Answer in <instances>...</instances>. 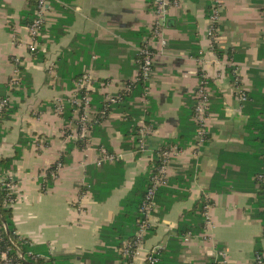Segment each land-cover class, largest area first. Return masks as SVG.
<instances>
[{
	"label": "crops",
	"instance_id": "1",
	"mask_svg": "<svg viewBox=\"0 0 264 264\" xmlns=\"http://www.w3.org/2000/svg\"><path fill=\"white\" fill-rule=\"evenodd\" d=\"M211 2L170 0L166 42L153 43L155 68L147 103L143 84L127 106L113 105L88 146L75 147L71 160L46 188V170L75 141L53 107L72 92L59 71L65 67L90 72L92 110L100 107L136 78L139 48L156 19L154 7L151 0H52L46 51L40 59L29 50L28 22L35 14V0H0V97L7 92L15 58L22 60L33 86L19 110L3 122L0 157L14 156L20 138L27 139L11 172L18 194L13 219L17 234L27 238L37 254H70L71 264H124L120 249L102 241V228L114 222L138 178L151 175L162 148L176 142L182 145H172L179 152L158 196L152 229L131 264H147L150 252L159 249L171 252L163 264H213L222 249L228 250L230 264L256 262L258 246L264 250L263 221L257 215L263 209L257 179L264 171V143L247 125L251 116L263 119L264 112L263 0L222 1L219 53L209 32ZM202 75L210 82L211 106L209 137L198 151L194 107ZM242 91L249 100H241ZM129 121L139 130L126 136ZM141 128L146 129L144 136ZM106 145L117 159L97 165L99 148ZM89 166L95 186L120 185L82 192ZM94 169L102 174L94 175ZM202 202L203 226L194 214L188 218L190 229L179 234L184 213Z\"/></svg>",
	"mask_w": 264,
	"mask_h": 264
},
{
	"label": "built area",
	"instance_id": "2",
	"mask_svg": "<svg viewBox=\"0 0 264 264\" xmlns=\"http://www.w3.org/2000/svg\"><path fill=\"white\" fill-rule=\"evenodd\" d=\"M154 7V12L156 19L151 26L150 35L146 37L139 50H140V59H139V71L134 80L128 82L123 91L125 93H130L134 83L142 82L145 85V94L143 96L144 103H147L146 94L148 92V82L151 79V76L154 73L155 68V57L156 53L154 51L153 43L157 39H161V42L165 43L166 40L163 38V33L166 27V17L168 14V6L170 0H151ZM222 1L223 0H212V12L210 15V36L212 38L213 45L217 44L219 38V20L222 11ZM52 11V0H36V9L34 18L31 23L28 25L30 42L29 50L34 53L35 51H46V44L44 43L45 34L43 33V27L47 22L50 12ZM262 17L264 20V0H263V10ZM15 67L12 73L9 76L7 85L9 90L19 89L21 87V74L19 65H22V60L20 58H15ZM91 81L90 72H84L81 77L75 81V88L72 90L71 94L68 96L67 100L58 99L56 101V111L59 115L63 117L66 108V102L74 106V114L77 118V123L74 124L70 122L66 125L65 131H70L68 137L74 138L75 140H84L85 147L88 146L91 133H92V102L93 98L91 95ZM241 100L245 101L247 99V93L242 91L240 93ZM107 104L104 107L102 113L106 114L110 107L114 104L121 102L122 96L121 93L115 95H109L106 98ZM195 114L194 118L197 124V141L195 143L198 151L204 145L207 136V119L210 112L211 106V91H210V82L208 78L204 75L201 76L200 82L195 90ZM11 101L10 96H6L0 99V116L1 112L9 106ZM142 136L146 133L145 128L140 129ZM141 146L144 145V139H140ZM40 146H43V142H40ZM100 155L96 161L97 165H102L106 162H113L116 160L117 156L107 150L105 147H100ZM179 152L177 146H170L163 151L161 154L162 163L158 168V172L151 177L150 185L146 191L145 197L140 206V211L142 212V219L139 222V227L136 233V237L133 242L126 243L121 249V252L124 257L130 256L131 260L124 262V264H131L133 258L140 253V249L143 247V244L146 240V237L149 234V231L153 225L154 221V212L157 209L156 194L159 188L168 183V168L172 161V157ZM62 168L61 164H58L56 171L54 172L55 176H58L60 169ZM261 180L264 179V172L258 176ZM8 179L9 181L6 185L9 187L11 192L17 193V184L14 183V178L11 172L4 174L1 177V181ZM18 196V194H17ZM18 198H10L8 205L14 206ZM208 207V206H206ZM206 223L207 225L211 224V217L208 214V209L205 212ZM32 245V243L30 242ZM28 255L33 258L39 256L33 251H29ZM18 258L24 259L25 254L22 253L18 248L17 253ZM147 260L150 264H157L159 258L157 256V250H153L147 256ZM1 261L2 264H21L16 263L12 257L9 256V250L1 252ZM256 261L259 264H264V254H257ZM213 264H230L229 263V252L227 249H222L218 251L217 258Z\"/></svg>",
	"mask_w": 264,
	"mask_h": 264
},
{
	"label": "trees",
	"instance_id": "3",
	"mask_svg": "<svg viewBox=\"0 0 264 264\" xmlns=\"http://www.w3.org/2000/svg\"><path fill=\"white\" fill-rule=\"evenodd\" d=\"M35 6H36V0H35ZM211 12H212V2L210 3L209 17L211 15ZM31 14L32 15H31V18H29L28 25L31 23V21L34 18V12ZM47 27H48V20L43 27L44 34H46L48 30ZM217 45L218 44H214L213 47L219 53L220 51ZM34 55H36L40 59H43V56H42L43 54L41 53V51H38V52L35 51ZM19 69H20V74H21V87L19 89L9 90V87L6 84L7 92L3 94L2 97H0V99L6 96L11 97V101L7 109L1 112L0 136H2L4 133L3 122L6 119H9L14 113H16L19 110L20 104L26 101V99L31 95L33 91L32 78L30 74L26 72L23 65H19ZM59 72L62 75V77L65 78L66 81L70 84L69 87L71 90L75 88V83L74 85H72V81L74 80L76 81L84 73L83 71L78 70V69H69L65 67H63ZM142 87H143L142 82L139 81L137 83H134L133 88L130 93H125V91L120 92L122 96V100L121 102L114 104V105L127 106L130 97L133 95L132 94L133 91L136 90L135 88L142 90ZM247 99L249 100V98ZM65 100H67V98H65ZM106 104H107V100H104L102 104L100 105V107L92 110V125H93L92 132L94 129L99 127V124L103 122L106 115L108 114L109 111L106 114L102 113ZM92 105H93V102H92ZM53 107L55 108L56 105ZM112 107L113 106H111L109 110H111ZM130 112L131 110L129 108L128 110H125L124 113L127 114V117H129L131 115ZM260 112H261L260 114H263V119L259 120L257 116H251L249 119L248 125H247V129L248 131L249 130L257 131L258 133L257 137L261 138V140L264 143V112L263 111H260ZM63 117L65 119V124H68L70 122H73L74 124H76L78 122L74 114V106H72L70 103H67V102H66V108H65V113ZM125 124H127L126 126H128L126 130L127 132L125 134L126 136L130 135V132L132 134H136V132H138L139 126L136 124V122L133 123L129 121ZM69 132L70 131H67L66 133L68 134ZM91 136H92V133H91ZM208 137L209 136H207V138ZM26 142H27V139L23 138L22 136L20 138L18 146L16 147L14 156L0 157V179L4 174L8 172H13L16 169V161L22 157L23 146L25 145ZM44 142L47 143V141H44ZM174 144H179V146L182 145L180 143L172 142V143L166 144L162 148L161 152H159L160 155L156 158V168L154 169V171L151 173L150 176L143 175L138 178L132 191L121 201V211L116 216L114 222L102 228L100 237L102 241L105 242V245L117 246L118 249H120L121 251V249L124 247L126 243H130L134 241L138 227H139V222L142 219V212L140 211V206L145 197L146 191L150 185L151 177L155 173L158 172V168L160 167L162 163L161 154L163 153V151ZM75 147L78 149L84 148L85 141L79 139V140L70 142L67 145L66 149L62 152L58 160H56L53 164L49 166V168L46 170V177L43 182L44 186L46 185V188L49 186L51 187L54 184L55 180L57 179V176L54 175L57 165L61 164L62 166H64L68 161H70L72 151ZM107 148L109 149V147ZM110 151L112 152V150ZM120 167H121V162H118L116 168L118 169ZM93 172H94V175L96 176H100L102 174V170H99V169H94ZM257 180L260 185L259 197L263 201V209L260 212H258L257 215L263 221V236H264V179L261 180L258 177ZM8 181H9L8 179L4 181L0 180V264H2L1 252L5 250H9V256L12 257L16 263H21V264H71L72 260L74 259V256L70 254L42 253V254H38L39 256H36L34 258L28 255V252L30 250L33 251L35 254H37V252L35 251V249H33V247L30 246V242L28 241L27 238H22L21 236L17 234L16 225L13 219V206L8 205L10 198H17V193L11 192L9 187L6 185ZM15 182L16 180H14V183ZM118 185H120V182L116 181V182H110L108 185V188L107 186L101 187L99 184H96L97 186L96 187L95 183L90 181V166H89L86 170V178H85L84 184L82 185V192L88 191L90 190V188L95 190L94 189L95 187L98 188V190L100 191H109L110 189ZM163 187L164 186H161L156 194V202L158 206H159L158 196L160 194V191L163 189ZM97 198L98 200L103 199L101 197H97ZM205 204L206 202H202L198 208H195L194 210L187 211L184 213L182 219L179 222V230H178L179 234H183V233L185 234L190 229V223H189L188 218L191 215L194 216L195 214L196 217H198L197 221L199 222H200L199 217H201L202 222L200 223L199 226L200 227L203 226V215L202 214H203ZM18 248L22 253L25 254L24 259L18 258L17 256ZM256 251H257V254H264L263 253L264 250L260 246H258V249ZM95 254H96L95 252H93L92 254L88 253L87 257L90 258V255L94 256ZM167 254L169 256L171 255V252L169 250L159 249L157 251V256L159 258V261L157 264H163L162 261L165 260V258L167 257ZM119 256L124 262L131 260L130 256L124 257L122 252ZM146 263L150 264L148 260ZM254 264H259V263L256 261Z\"/></svg>",
	"mask_w": 264,
	"mask_h": 264
},
{
	"label": "rangeland",
	"instance_id": "4",
	"mask_svg": "<svg viewBox=\"0 0 264 264\" xmlns=\"http://www.w3.org/2000/svg\"><path fill=\"white\" fill-rule=\"evenodd\" d=\"M17 184V183H16Z\"/></svg>",
	"mask_w": 264,
	"mask_h": 264
}]
</instances>
